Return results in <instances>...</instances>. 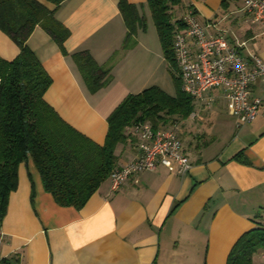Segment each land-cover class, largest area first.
<instances>
[{"label": "crops", "instance_id": "1", "mask_svg": "<svg viewBox=\"0 0 264 264\" xmlns=\"http://www.w3.org/2000/svg\"><path fill=\"white\" fill-rule=\"evenodd\" d=\"M125 1L149 13L146 0ZM242 3L224 8L220 0H180L173 12L181 18L191 9L209 33H224L235 47L243 43L237 48L244 60L256 55L264 63V27L250 21ZM44 5L69 34L60 46L37 25L25 43L51 78L44 100L75 130L102 144L108 115L127 95L149 86L175 95L160 82L171 68L155 25L152 43L138 35L131 41L118 0ZM79 51L109 70L97 90L90 91L76 67L72 53ZM18 53L0 31V58L11 61ZM213 94L209 108L192 100L187 117L157 126L179 136L191 164L183 175L157 163L115 191L107 178L75 209L56 205L43 190L31 158L21 162L0 222V264H225L239 236L264 227V102L253 121L237 128L224 99ZM251 96L264 100L260 78ZM136 152L135 143L120 144L116 167ZM253 260L264 263V251Z\"/></svg>", "mask_w": 264, "mask_h": 264}, {"label": "trees", "instance_id": "2", "mask_svg": "<svg viewBox=\"0 0 264 264\" xmlns=\"http://www.w3.org/2000/svg\"><path fill=\"white\" fill-rule=\"evenodd\" d=\"M65 0H0V31L19 48L11 61L0 58V222L5 216L8 195L17 187V169L31 158L39 173L43 190L56 205L80 209L99 185L116 168L117 149L126 140L136 144L134 126L148 123L153 129L175 115L187 117L192 98L184 93L171 71L176 93L167 94L158 86L127 95L108 115V127L102 144L75 130L44 100L51 84L34 52L27 46L32 30L41 26L62 46L69 34L58 22L54 10L44 2L59 6ZM232 0H220L227 8ZM161 48L170 68L174 27H182V18L174 16L180 0H146ZM129 32L127 38L145 27L137 7L118 0ZM76 67L90 91L107 83L109 70L97 66L87 51L72 53ZM1 225V223H0ZM225 264H264L253 262L264 251V227H254L241 236L229 250Z\"/></svg>", "mask_w": 264, "mask_h": 264}, {"label": "built area", "instance_id": "3", "mask_svg": "<svg viewBox=\"0 0 264 264\" xmlns=\"http://www.w3.org/2000/svg\"><path fill=\"white\" fill-rule=\"evenodd\" d=\"M241 9L250 21L264 27V0H243ZM181 18L183 26L174 27L171 46V70L177 76L181 90L206 108L212 105L215 92L226 102V111L234 118L237 128L253 121L264 100L252 97L251 88L257 78L264 81V63L256 55H252L249 62L244 60L237 48L243 43L235 47L224 33H209L191 9ZM150 126L137 123L133 127L137 135V154L132 161L109 173L112 191L117 190L126 178L155 169L157 163L181 175L191 168L177 133Z\"/></svg>", "mask_w": 264, "mask_h": 264}, {"label": "rangeland", "instance_id": "4", "mask_svg": "<svg viewBox=\"0 0 264 264\" xmlns=\"http://www.w3.org/2000/svg\"><path fill=\"white\" fill-rule=\"evenodd\" d=\"M141 15H143V17H144V20H145V25L144 26L145 27L140 28L139 29L140 32L137 29L133 33L131 38L133 39V38H135L136 35H138V36H140V39H142L143 41L149 40L152 43L153 37H155V28L153 26L154 23L152 22V18H151L149 13L144 11V12H142ZM132 39H131V41H132ZM171 74L172 73L170 72V70H168L166 75H165L166 78L164 79V81H162V79H160V82H161L163 87L170 88V91L174 94L175 91H176L175 88H174L175 87V82H174L173 76Z\"/></svg>", "mask_w": 264, "mask_h": 264}]
</instances>
